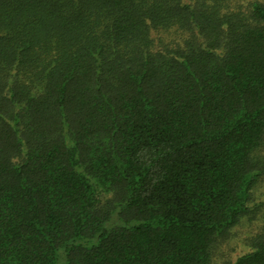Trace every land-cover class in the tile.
I'll list each match as a JSON object with an SVG mask.
<instances>
[{"label": "trees", "instance_id": "1", "mask_svg": "<svg viewBox=\"0 0 264 264\" xmlns=\"http://www.w3.org/2000/svg\"><path fill=\"white\" fill-rule=\"evenodd\" d=\"M0 264H264V0H0Z\"/></svg>", "mask_w": 264, "mask_h": 264}]
</instances>
